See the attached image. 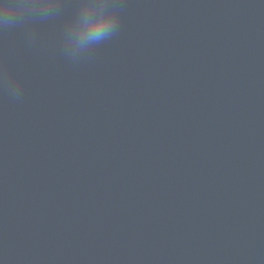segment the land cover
<instances>
[{
    "label": "water",
    "instance_id": "95a60500",
    "mask_svg": "<svg viewBox=\"0 0 264 264\" xmlns=\"http://www.w3.org/2000/svg\"><path fill=\"white\" fill-rule=\"evenodd\" d=\"M123 2L79 64L0 36V264H264V0Z\"/></svg>",
    "mask_w": 264,
    "mask_h": 264
},
{
    "label": "clouds",
    "instance_id": "9594fccd",
    "mask_svg": "<svg viewBox=\"0 0 264 264\" xmlns=\"http://www.w3.org/2000/svg\"><path fill=\"white\" fill-rule=\"evenodd\" d=\"M123 7V0H73L68 12L66 0H0V36L19 32L24 46L35 48L41 44L39 27L55 22L59 55L79 64L119 33ZM0 93L17 101L23 94L21 80L2 57Z\"/></svg>",
    "mask_w": 264,
    "mask_h": 264
}]
</instances>
